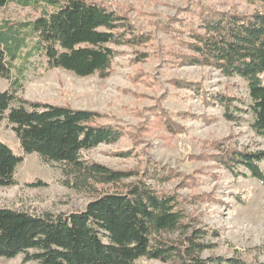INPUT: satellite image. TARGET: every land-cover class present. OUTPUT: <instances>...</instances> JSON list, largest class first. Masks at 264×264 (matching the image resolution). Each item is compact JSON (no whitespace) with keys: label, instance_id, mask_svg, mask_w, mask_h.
Wrapping results in <instances>:
<instances>
[{"label":"trees","instance_id":"1","mask_svg":"<svg viewBox=\"0 0 264 264\" xmlns=\"http://www.w3.org/2000/svg\"><path fill=\"white\" fill-rule=\"evenodd\" d=\"M10 1L38 14L25 22H0V76L10 80V88L0 91V122L11 125L24 154L36 153L44 162L62 165V183L89 201L83 210L69 213L0 207V257L22 254L25 262L35 264H142L141 259L264 264L246 261L240 254L203 257L215 246L208 238L219 233L187 206L206 198L195 193L184 197L166 187L179 177L182 186L190 184L194 177L156 164L120 170L84 158V150L119 141L126 134L123 127L104 121L98 111L18 94L35 56L44 57L48 68L108 78L121 53L117 47H131L132 60L141 63L150 53L138 48L150 46L153 36L137 32L126 11L118 13L99 0H0V9ZM246 1L258 6L249 12L218 10L202 0H188L178 16L159 27L177 44L168 58L173 65L214 67L226 77L246 81L249 102L221 93L211 99L224 107L229 121L250 113L256 135L264 137V0ZM176 84L201 92L193 82ZM151 110V127L170 136L186 131L164 109ZM143 126L135 142L147 131ZM212 147L216 151L209 158L231 175L264 183V150L228 148L221 142ZM22 161V155L0 140V186L16 182Z\"/></svg>","mask_w":264,"mask_h":264},{"label":"rangeland","instance_id":"2","mask_svg":"<svg viewBox=\"0 0 264 264\" xmlns=\"http://www.w3.org/2000/svg\"><path fill=\"white\" fill-rule=\"evenodd\" d=\"M99 1L118 13L126 11L137 32L153 36L150 46L138 48L148 51L150 57L135 63L131 47H117L121 53L114 59L112 74L100 78L48 68L44 57L35 56L18 94L28 100L98 111L104 115V121L123 127L126 134L119 141L84 150V158L120 170L156 164L182 173V177H194L190 184L182 186L179 177L166 187L184 197L195 193L206 198L187 206L189 211L200 215L206 227L219 233L217 237L208 238L215 246L203 252V257L240 254L246 261L264 262V183L251 176L235 177L209 158L216 151L212 147L216 142L228 148L264 150V137L256 135L250 113L242 114L238 121H229L224 107L211 99L221 93L249 102L246 81L239 76L226 77L214 67L178 66L168 61L170 50L177 44L159 25L178 16L188 0ZM202 1L218 10L249 12L258 6L246 0ZM37 14L10 1L0 9V22H25ZM177 81L196 83L201 92L195 93L176 84ZM9 88L10 80L0 76V91ZM155 107L164 109L186 131L170 136L164 129L151 127V109ZM142 126L147 131L135 142L134 137L139 135ZM0 140L23 156L14 174L16 182L0 186V207L33 214L69 213L86 207L89 197L62 183V165L44 162L36 153L24 154L15 131L6 120L0 122ZM261 165L264 169V161ZM140 263L172 264L157 259H141ZM0 264L35 262H25L21 254L14 258L0 257Z\"/></svg>","mask_w":264,"mask_h":264}]
</instances>
